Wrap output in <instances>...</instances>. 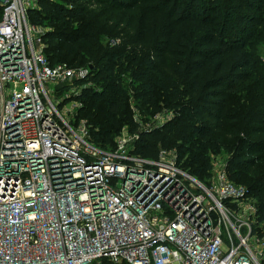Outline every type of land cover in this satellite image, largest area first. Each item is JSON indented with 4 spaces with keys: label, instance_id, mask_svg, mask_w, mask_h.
<instances>
[{
    "label": "built area",
    "instance_id": "built-area-1",
    "mask_svg": "<svg viewBox=\"0 0 264 264\" xmlns=\"http://www.w3.org/2000/svg\"><path fill=\"white\" fill-rule=\"evenodd\" d=\"M41 0H0V264H262L257 204L226 166L199 180L176 150L137 153L144 117L109 148L78 118L89 67L51 65Z\"/></svg>",
    "mask_w": 264,
    "mask_h": 264
},
{
    "label": "trees",
    "instance_id": "trees-1",
    "mask_svg": "<svg viewBox=\"0 0 264 264\" xmlns=\"http://www.w3.org/2000/svg\"><path fill=\"white\" fill-rule=\"evenodd\" d=\"M3 11L0 3V19ZM29 20L50 28L51 65L91 69L78 118L97 146L113 147L124 126L138 130L133 105L144 117L174 112L142 134L137 153L176 150L182 168L205 181L211 151L224 150L264 236V0H41Z\"/></svg>",
    "mask_w": 264,
    "mask_h": 264
},
{
    "label": "rangeland",
    "instance_id": "rangeland-1",
    "mask_svg": "<svg viewBox=\"0 0 264 264\" xmlns=\"http://www.w3.org/2000/svg\"><path fill=\"white\" fill-rule=\"evenodd\" d=\"M43 25H40L41 27H43L44 29H50L48 27V24L47 23H44L42 22ZM259 51V54L262 55V57L264 58V47H261L260 49H258ZM165 109H163L162 111H158L156 113H154L153 115H151L152 117V121H161L163 119V117L165 116L163 114V111ZM228 158H229V155L227 152H225L224 150L221 151L220 153H215V152H212L210 153V159H211V172H214L217 173V170L223 168L224 166H226L228 164ZM237 184H241V185H245L247 187L246 184H243L242 183H237ZM262 225H264V222H262Z\"/></svg>",
    "mask_w": 264,
    "mask_h": 264
}]
</instances>
